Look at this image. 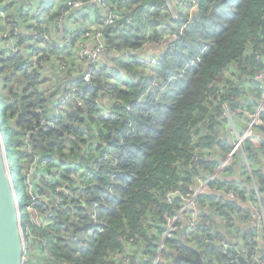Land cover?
Wrapping results in <instances>:
<instances>
[{
  "label": "trees",
  "instance_id": "1",
  "mask_svg": "<svg viewBox=\"0 0 264 264\" xmlns=\"http://www.w3.org/2000/svg\"><path fill=\"white\" fill-rule=\"evenodd\" d=\"M68 1L75 0H5L0 10V132L12 172L17 164L12 179L29 261L114 264L113 255L126 248L151 260L182 199L230 151L224 111L252 113L262 97L255 75L264 72V0H198L191 16L181 12L176 21L162 11L166 0H106L117 21L104 31L110 53L88 84L80 81L75 45L88 28L102 26L104 13L91 0L68 10ZM36 3L44 7L39 15ZM60 18L70 28L57 29ZM14 29L17 53L2 38ZM170 33L173 46L156 66L124 54L147 38L168 45ZM19 99L26 116H19ZM55 119L51 130L40 124ZM260 121L254 131L264 136V114ZM242 149L249 169L236 154L209 182L190 238L181 242L179 232L166 241L168 264H185L176 257L193 259L195 251L202 264H231L220 240L243 255L257 248L264 256L246 204L257 193L264 206V139Z\"/></svg>",
  "mask_w": 264,
  "mask_h": 264
},
{
  "label": "built area",
  "instance_id": "2",
  "mask_svg": "<svg viewBox=\"0 0 264 264\" xmlns=\"http://www.w3.org/2000/svg\"><path fill=\"white\" fill-rule=\"evenodd\" d=\"M5 0L3 3L0 4V10H3V6L5 5ZM88 4H92L95 6L98 10H102L104 13V20L102 22V26L95 29L94 26H91L88 28L84 34L79 36V39L76 42L75 45V54L80 63L84 66V73L81 78V82L89 83L92 75L94 73V69L96 65L102 63L103 59H105V55L110 53L108 49L105 47L104 43V31L106 27L113 26L115 22L117 21V14L114 12V9H112L111 6H109L106 3V0H91ZM84 3L81 0H75V1H68L66 6L68 10H82L84 8ZM34 9L36 11V15H39L40 10H44V7L39 5L38 3L33 4ZM198 6V0H166L164 6L162 7V11L166 12L168 14H171L173 20H177L178 14L181 12L185 13L186 15H192L193 12L196 11ZM178 9V10H177ZM65 14L63 15V17ZM132 18H128V21L130 22ZM68 25L70 28L71 23H67L66 19L60 18L56 24V28L63 31L64 25ZM166 29L165 25H162L161 27H157L158 32ZM17 33V30L14 29L12 32L10 30H6L2 38L4 40V45L10 50L12 53L18 52V47L14 43L12 39V35H15ZM60 37L57 39L58 46H61L64 44V41L59 40ZM168 41L170 40L171 43L167 45L166 42H164V46L162 47L159 39H148L146 41H142V45L138 48L129 49L126 48L124 51L125 56L133 57V60L141 64L145 67H153L157 65L158 62V56L159 54L164 51L165 49L173 46L174 42V34L170 33V37L166 38ZM165 40V38H164ZM69 41V35H66L65 42ZM153 51H155L153 53ZM33 64L35 65L37 62L39 63V67L42 66L41 61H39L37 56H34L32 58ZM60 65V68L64 69L65 64L62 62L58 63ZM49 76V73L43 74V77ZM255 78L261 82H263L261 86L262 90V97L260 101L258 102L255 110L250 112H244V111H235V113L231 114L227 111H224L223 118L226 120V126H227V132H228V142L230 145V151L227 152L219 161V164L216 168V170L207 177L204 181H199L198 187L193 190L192 194L186 198L182 199V204L180 205V208L178 209L177 213L170 219L167 220L165 230L162 233L160 237V241L158 242L155 255L151 260L142 259L138 260L135 259L134 256L130 253V250L128 248L124 249L123 251L117 252L113 255L112 261H114V264H168V261H166L162 257V252L165 249V243L168 239H171L174 235H177L179 232H181V235L178 237V239L181 242H185L188 238H190L193 231L196 229V226L198 224V221L200 219V209H199V203H198V196L202 195L203 193L208 191V184L210 181L214 180L217 177V174L224 170V168L228 167L233 157L236 154H241L243 162L246 166L247 160L245 158V155L243 153L242 146L246 141H249L251 144L254 142V128L259 125H263L260 121V116L264 114V72H258L255 75ZM45 86H48L45 84ZM74 86V84H73ZM40 88H43L42 84H40ZM104 92V91H101ZM100 92V93H101ZM99 93V94H100ZM66 101L69 99V96H65L64 98ZM236 114H239V116H243L246 119V124L243 128H238L233 121L234 116ZM238 116V117H239ZM55 120L53 121H46L43 120L40 121V124L43 126L45 130H51L55 126ZM2 142H3V137ZM27 150H29L27 148ZM1 152L3 155L6 153V148L4 146L1 148ZM6 159V155H5ZM5 166L7 170H12V166L8 164V161H5ZM32 171V166H29L28 171L25 174L26 177V184L29 189H31V184L29 183V174ZM13 182V181H12ZM252 185H254V182L252 180ZM175 194L169 195L170 199L174 197ZM229 197L233 198L232 193L229 194ZM38 199V197H34L33 200ZM40 199V197H39ZM255 199L256 201H250L247 200L246 204L249 208V211L252 215V218H254L257 222L256 229L260 230L259 236L256 237V241L261 243L263 249H264V206L262 205V202L258 198V194L255 193ZM44 200V199H43ZM16 204H18V201L16 200ZM22 233V231H21ZM26 235V234H25ZM88 236H91V231L87 233ZM262 235V236H260ZM27 237L30 238V234L27 232ZM23 238V245H22V252H21V259L20 264H30L29 256L30 251L27 247L24 239V233H22ZM203 241L205 243L209 242V237H204ZM217 244L221 246L225 252L228 254V259L230 263L236 262V256L233 255V252L237 254V256L242 257V251L239 249H236L232 247V244H229L225 240L217 241ZM253 254L250 256H245V260L248 264H264V256H260L258 249L254 248ZM244 258V257H243ZM186 264V263H185Z\"/></svg>",
  "mask_w": 264,
  "mask_h": 264
},
{
  "label": "water",
  "instance_id": "3",
  "mask_svg": "<svg viewBox=\"0 0 264 264\" xmlns=\"http://www.w3.org/2000/svg\"><path fill=\"white\" fill-rule=\"evenodd\" d=\"M20 114H28L26 106L21 105L19 99ZM2 134L0 132V264H20L23 238L21 233V209L16 204V195L13 186L12 170L5 166V155L2 154ZM236 256L238 264H248L245 258ZM186 264H202L199 254L195 251L193 259L177 256L175 261Z\"/></svg>",
  "mask_w": 264,
  "mask_h": 264
},
{
  "label": "crops",
  "instance_id": "4",
  "mask_svg": "<svg viewBox=\"0 0 264 264\" xmlns=\"http://www.w3.org/2000/svg\"><path fill=\"white\" fill-rule=\"evenodd\" d=\"M233 121H234V124L240 129V128H243L244 127V125L246 124V119H245V117H243V116H239L238 118H233ZM254 136H255V138H254V142H252L253 143V145L256 147V148H259L260 146H261V140L262 139H264V136H262V135H260V133H256V131H254ZM230 146V145H229ZM225 155V154H224ZM223 155V156H224ZM222 156V157H223ZM221 157V158H222ZM220 158V159H221ZM220 161V160H219ZM248 167V169H249V166H247ZM249 172H250V170H249Z\"/></svg>",
  "mask_w": 264,
  "mask_h": 264
},
{
  "label": "rangeland",
  "instance_id": "5",
  "mask_svg": "<svg viewBox=\"0 0 264 264\" xmlns=\"http://www.w3.org/2000/svg\"><path fill=\"white\" fill-rule=\"evenodd\" d=\"M155 51H153V53H154ZM0 112H1V103H0ZM238 116H239V114H236V116H234V118H238ZM0 121H1V119H0ZM16 169H17V164L16 163H14V170H13V172L14 171H16ZM13 177H14V174H13ZM21 197V189H19V198ZM32 197V196H31ZM32 198H34V197H32ZM43 200V199H42ZM22 231V230H21ZM23 233V232H22Z\"/></svg>",
  "mask_w": 264,
  "mask_h": 264
}]
</instances>
